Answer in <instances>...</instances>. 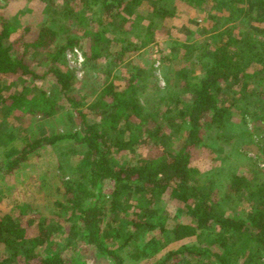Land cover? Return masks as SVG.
Wrapping results in <instances>:
<instances>
[{
  "label": "trees",
  "instance_id": "16d2710c",
  "mask_svg": "<svg viewBox=\"0 0 264 264\" xmlns=\"http://www.w3.org/2000/svg\"><path fill=\"white\" fill-rule=\"evenodd\" d=\"M147 1L87 0L94 18L78 25L89 40L86 59L114 56L122 61L155 43L162 25L157 14L172 18L177 8L174 0H152L153 11H143ZM182 1L213 17L216 36L202 74L179 72L186 98H171L173 108L165 115L142 104L133 89L136 76L122 90L113 81L106 83L83 111L74 96V75L65 68L66 52L81 41L62 23L64 16L73 15L71 10L63 16L53 11L52 25H43L33 42L17 39L19 27L0 16V114L49 119L60 112L63 99L76 107L81 125L79 131L52 135L12 129L22 148L0 164L2 182L46 147L67 148L81 160L73 168L74 178L56 187L54 214L38 213L30 203L17 201L3 212L0 264H82L57 240L67 223L68 243L77 239L111 264H125V251L136 261L152 259L169 243L192 238L195 243L168 252L155 264H256L264 253V171L252 178L234 176L231 187L238 186L236 196L251 200V208L229 215L221 207L225 200H218L195 176L193 166L194 152L206 149L205 129L224 130L238 111L244 124L264 130V0ZM237 22L252 25L253 31L235 32L230 25ZM41 65L46 66L43 74ZM48 76L54 82L52 92L39 87ZM15 79H24L25 85L9 92L6 83ZM167 116L169 131L161 122ZM176 121L186 125L187 132L175 143L171 130ZM149 142L158 151L156 158L137 164L120 161L123 154Z\"/></svg>",
  "mask_w": 264,
  "mask_h": 264
},
{
  "label": "rangeland",
  "instance_id": "374dc122",
  "mask_svg": "<svg viewBox=\"0 0 264 264\" xmlns=\"http://www.w3.org/2000/svg\"><path fill=\"white\" fill-rule=\"evenodd\" d=\"M86 1L0 0V16L19 27L17 39L33 42L43 25L47 23L52 25L50 21L56 12L63 16L71 10L73 15L70 18L64 16L62 23L69 26L72 33L81 41L78 46L66 52L65 68L74 75V96L83 105V111H87L88 106L94 102L106 83L113 81L122 90L127 88L133 76H136L133 89L145 108L151 111L157 108L160 113L168 114L167 112L173 108L171 98L177 96L186 98L182 92L184 84L179 72L184 70L188 76H198L202 74L204 64L209 62L210 53L214 48L216 21L206 10L193 8L182 0H174L177 8L175 17L164 18L157 14L162 20V25L157 31L155 43L145 46L122 61H116L113 56L90 62L85 56L89 40L84 39L82 29L78 27L79 24L83 27L86 22L94 18V14L86 6ZM143 11H153L152 0L147 1ZM147 24L145 22L139 29L145 31ZM260 26L264 27V24ZM230 27H233L235 32L253 31L252 25L242 22L231 24ZM131 28L128 25V29ZM76 49L78 53L75 52ZM32 56L30 54L29 58ZM38 70L43 74L46 66L41 65ZM6 84L9 92H16L22 89L25 80H10ZM53 85L52 77L48 76L39 87L52 92ZM60 102L62 106L60 112L49 119L27 116L20 112H15L6 118L4 114H0V130L4 134L0 138V164L22 148V140L16 137L13 128L23 129L24 131L21 132L28 135L40 133L52 135L81 129L76 107L63 99ZM169 120H171L169 116L161 119L167 131H169ZM176 122L178 126L171 130L175 134V143L181 141L187 132L186 125ZM149 125L152 126L153 123ZM246 132L251 133L252 138ZM205 141L206 149L193 154V166L197 171L195 176L214 190L218 200L220 198L225 200L221 206L222 210H228L229 215H242L250 210L251 200L247 197H237L234 189L238 186L232 188L231 185L235 175L252 178L259 171H264V130L253 123L244 124L243 114L238 111L224 130L213 127L205 129ZM157 156L158 151L149 142L123 154L120 161L137 164L142 159H154ZM80 160L81 155H72L68 153L67 148L46 147L33 156L18 172L8 176L3 182L0 180V197L4 199L3 203L0 202V217L3 212L11 208L14 201L28 202L38 213L54 214V202L59 198L55 193L56 187H63L65 182L74 178L73 168ZM60 163L63 164L61 168ZM165 203L168 205L167 199ZM184 218L182 216L181 220ZM69 225L66 224L63 233L57 239L66 254L77 256L82 264H111L92 248L80 245L77 239L71 244L68 243ZM29 232L32 236L35 234V229ZM195 242L196 238L169 243L166 249L152 259L136 261L129 257L127 251L123 252L122 256L125 264H155L168 252ZM256 264H264V253L258 257Z\"/></svg>",
  "mask_w": 264,
  "mask_h": 264
},
{
  "label": "built area",
  "instance_id": "2783aa9c",
  "mask_svg": "<svg viewBox=\"0 0 264 264\" xmlns=\"http://www.w3.org/2000/svg\"><path fill=\"white\" fill-rule=\"evenodd\" d=\"M75 52H77V53H78V50L76 49V50H75Z\"/></svg>",
  "mask_w": 264,
  "mask_h": 264
}]
</instances>
